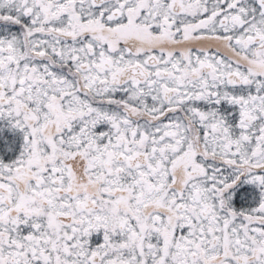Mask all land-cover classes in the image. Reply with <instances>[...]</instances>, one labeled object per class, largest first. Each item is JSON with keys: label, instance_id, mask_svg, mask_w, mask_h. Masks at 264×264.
<instances>
[{"label": "snow or ice", "instance_id": "6c2138e0", "mask_svg": "<svg viewBox=\"0 0 264 264\" xmlns=\"http://www.w3.org/2000/svg\"><path fill=\"white\" fill-rule=\"evenodd\" d=\"M0 264H264V0H0Z\"/></svg>", "mask_w": 264, "mask_h": 264}]
</instances>
